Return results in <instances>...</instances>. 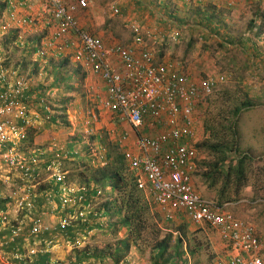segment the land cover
Segmentation results:
<instances>
[{"label": "built area", "instance_id": "1", "mask_svg": "<svg viewBox=\"0 0 264 264\" xmlns=\"http://www.w3.org/2000/svg\"><path fill=\"white\" fill-rule=\"evenodd\" d=\"M31 1L22 2L29 8ZM222 1L231 7L239 0ZM11 2L8 0L9 5ZM44 2L50 15L46 21L50 32L49 37L42 40V49L38 47V52L72 48V60L100 76L105 91L99 95V106L122 116L136 135L130 144L125 143L129 137L126 131L118 140L126 146L125 159L137 176L138 187L148 193L163 217L174 221L178 220L177 214H182L193 224L208 225L227 244L244 253L220 259L215 264H264L261 242L253 227L220 211L221 208L202 196L192 184L191 171L197 158L193 112L200 100L212 94L224 76H206L195 81L174 63L157 61L144 40V36L150 37L152 31L143 34L136 21L128 23L133 33V45L104 44L100 37L82 30L77 22L76 14L87 6L86 0ZM114 12L118 13V9L115 8ZM11 22L15 26L36 27L35 19L29 15L17 16L13 11L3 19L0 15L3 28ZM34 97L28 78L8 67L0 57V200L8 201L7 206L0 208V233L8 231V238L0 239V255L6 264L11 263L5 259L3 247L22 233L24 218L35 205L33 187L41 183L43 170L51 178L62 181L57 199L63 206L75 203L77 192L83 190L79 185L64 182L65 172L59 153L46 163L43 160L45 151L28 143L29 130L38 128L53 113L43 105L47 116L40 117L38 110L34 109ZM91 118L96 120L94 114ZM43 161L45 169L41 165ZM50 193H45V200L53 205L55 197L53 195L51 200ZM78 213L83 215V212ZM47 229L42 215H36L29 234H39ZM34 243L45 246L43 251L47 252L53 245L51 240H35ZM67 244L71 245V242L67 241ZM36 253L37 248L30 246L26 251L13 250L9 255L22 261ZM54 264L69 263L56 261ZM102 264H127V260Z\"/></svg>", "mask_w": 264, "mask_h": 264}, {"label": "rangeland", "instance_id": "2", "mask_svg": "<svg viewBox=\"0 0 264 264\" xmlns=\"http://www.w3.org/2000/svg\"><path fill=\"white\" fill-rule=\"evenodd\" d=\"M86 1L87 6L79 10L76 17L82 30L100 37L97 34V30L102 29L104 25L109 27L117 24L122 28L119 30V36L122 38L120 40L121 43L124 37V40L129 42L130 32L127 30L126 24L129 20L136 21L141 26H147L152 31L151 37L146 41V44L152 46L151 48L157 61L174 63L179 70L186 72L195 81L206 76H224V79L217 84L214 92L206 97L207 101L214 96L215 92L222 93L226 89L231 93L233 90L238 91L239 94L245 92L247 97L252 98L259 104L264 102V0H239L231 7H228L222 0H192L186 5L176 0H165L166 7L161 6L159 0H146V2L152 4V9H155L158 15L151 11H143L145 13L122 12L113 0ZM99 4H101L102 9L96 12L100 8ZM115 8H118V13L114 12ZM40 11L45 14L42 9ZM256 11H260V14L263 15L260 17L261 38L256 49L250 48V50L244 52L238 43L248 37L250 31L249 23L255 17ZM206 19L211 22L207 23ZM207 27H211V33L206 31ZM148 28H144V30H148ZM11 30L18 31L17 38L15 37V39L6 44L8 36L11 35L9 34ZM44 31V28L31 29V26H15L14 22L4 28L0 26V57L5 60V64L8 67L15 71H20L29 80L39 78V82L47 84L48 76L45 66L47 65V59L52 56L51 51L43 50V54L38 52L40 57L48 58L39 60L40 66L37 69V76L29 77L33 70L31 56L27 57L29 60L25 62L26 65L22 66L21 63L25 55L22 40L30 45L29 37L36 36ZM173 32H178V34L174 35ZM37 47L42 49L41 46L37 45ZM252 54H258V56H253ZM69 63L71 66L76 64L71 58ZM91 74L93 80L91 77L87 78L85 83L79 87V91H65L58 88L50 95L48 92L46 93V98L49 103L51 102L52 106L59 107L58 109L65 108L64 115L66 117H64L67 118V123L56 125L43 121L37 128L31 147L43 146L46 150L64 148L70 137L77 136L82 141L78 143L74 141L75 149L81 148L84 144L91 145L90 154H94L97 158L96 161H98L96 156L98 155L96 151L97 142L89 140V136L97 134L105 136L107 131H112L110 137L117 139L121 133L126 131L129 133L126 144H130L136 139L133 130L126 124V120L122 116L100 106L98 108L95 104H99L98 97L96 102L92 98L90 100L86 93V89L90 85L100 86V95H103L105 91L104 83L100 76L93 71ZM89 81L91 84H88ZM71 83L75 84L74 82ZM90 90L92 89L90 88ZM71 96H74L73 103H71L72 99L69 98ZM54 98L59 101L54 100ZM80 98H82L83 102L77 103ZM206 100L204 103L199 104L193 112L197 141L202 138L201 122L205 118L206 110L210 116H213L218 111L217 103H209ZM259 104L249 110H242L238 121H236L239 149L251 154L255 159L264 158V104ZM77 105L81 106L78 111H76ZM92 114L96 116V120H92ZM202 155L200 153L198 158ZM65 164L61 162L62 168L65 167ZM253 168L258 170L256 161L253 164ZM43 172L41 176L44 174ZM254 172L255 174L248 180L247 186L238 193L237 199L227 203L228 205L220 209V211L227 212L251 225L260 239L261 250L263 251L264 174L260 171ZM48 176L49 174L43 175L40 182L44 183L45 178ZM191 179L193 186L198 192L212 200L215 193L214 190H208L196 174L191 173ZM70 181L74 183L73 185L78 184L76 178ZM38 185L35 189H37ZM41 215L43 218L48 219V221L45 219L46 223L49 224L51 220L53 222L51 213L41 210ZM162 222H160L161 231H168L171 226L165 227ZM172 222L174 225L180 224L179 220ZM188 229L187 235L192 239L190 247L198 248V253H195L194 256L186 254L187 257L189 256L190 264H194V262L196 264L198 261L203 264H214L224 258L213 247L214 243L211 240L209 241L208 235H213L215 231L209 230L207 232L204 229H197L194 224L190 225ZM124 231L121 230L118 236L122 237ZM174 235L179 236V232H174ZM84 241V244L88 243L90 246L102 247L106 242L112 240L106 233L93 230L85 236ZM84 244L78 248L82 249ZM126 254L129 255L128 258L131 264H150L149 248L140 251L132 246L127 250ZM222 254L224 253L222 252ZM72 255L71 250L66 252V258L69 259Z\"/></svg>", "mask_w": 264, "mask_h": 264}, {"label": "trees", "instance_id": "3", "mask_svg": "<svg viewBox=\"0 0 264 264\" xmlns=\"http://www.w3.org/2000/svg\"><path fill=\"white\" fill-rule=\"evenodd\" d=\"M1 10H5V5L2 6L0 3V12H3ZM262 16L260 11L255 12V17L249 23L248 37L238 43L244 52L250 48L256 49L258 46L261 38L260 17ZM209 22L211 21L207 23ZM44 30L41 34L29 37L30 41L31 38H35L34 43L32 42L30 45L22 40L25 55L21 63L22 66L26 65L25 62L29 60L27 57L31 56V65H33L32 73L29 75L31 78L38 74L39 60L48 58L40 57L37 47V45H43L41 40L47 37L46 35L50 32L49 28H44ZM211 30V27L206 29L209 33ZM17 32V30L9 31L11 35L8 36L6 44L15 37L17 38ZM252 55L258 56V54ZM70 58L73 59L72 48L60 52L55 51L47 59L45 70L48 82L47 84L41 82L38 84L40 85L39 96H46L45 92L50 95L58 88L65 91L80 90L79 87L85 83L89 71L78 63L71 66ZM29 82L31 85L33 84L32 80ZM34 90L33 87L31 93H34ZM54 100L59 101L57 98ZM205 100L206 98L200 100L199 104L204 103ZM207 102L217 103L218 111L213 116L208 115L207 110L205 112V118L201 122L202 138L195 144L197 158L200 153L203 155L198 159L195 158L191 173L200 177L208 190H214L212 202L217 208H222L225 203L237 199L238 193L247 186L248 180L255 174L254 171L264 174V158L255 159L251 154L240 151L238 130H236V121H238L241 111L249 110L259 103L247 97L245 92L239 94L238 91L233 90L231 93L226 89L222 93L215 92ZM260 104H264V102H260ZM58 108L52 106L53 113L49 114L45 121L56 125L67 123V118L64 115L65 108ZM46 112L44 109L40 110L43 117L47 116ZM36 132L37 128H31L28 132L27 141L31 146ZM111 132L107 131L105 136L97 134L88 137L89 140L97 142L98 161L94 154H90L91 145L84 144L81 148L75 149V142H72L67 146L66 155L62 160L63 164L66 163L62 168L65 172L64 182L70 183V180L76 178L78 185L83 190L77 192L76 201L73 204L69 203L63 206L58 202V205L53 207L44 205L42 210L51 213L59 212L60 215L66 216L75 212V217L70 224L49 226L42 232L44 234L41 238H51L53 234H58L64 236L71 243H75L78 238L85 237L93 230L106 233L111 237L112 241L106 242L102 247L90 246L85 243L82 249L74 248L75 257L69 264H91V260L101 264L116 263L126 257L127 250L132 246L140 251L149 248L150 264H189V256L198 253L197 247H190L192 239L187 235L188 228L193 223L187 221L182 214H177V219L180 221L178 225H174L172 220L163 217L158 205L146 191L138 187L137 176L130 170L125 159L126 146L121 144L118 138L110 137ZM80 141L82 139L77 137L76 142ZM51 157L48 158V161L45 159L44 161L49 162ZM255 161L258 170L253 168ZM195 190L198 191L196 188ZM59 192L58 189L54 193V197ZM43 202L41 201V205ZM79 211L83 212V215H79ZM160 222L165 227L170 225L171 228L162 232ZM194 226L207 232L215 231L208 225L194 224ZM121 230L125 231L123 236L119 237L118 233ZM174 232H179V236H175ZM186 254L189 256L187 257ZM31 259V264H48L49 252L36 253ZM127 264L130 263L127 262Z\"/></svg>", "mask_w": 264, "mask_h": 264}, {"label": "crops", "instance_id": "4", "mask_svg": "<svg viewBox=\"0 0 264 264\" xmlns=\"http://www.w3.org/2000/svg\"><path fill=\"white\" fill-rule=\"evenodd\" d=\"M22 1L23 0H12L11 4L9 6L8 0H0V3L2 4V6L5 5V10L4 11L1 10L3 12H0V15H2V19L6 18V15L8 12L13 11L17 16L29 15V16L33 17L35 19V22H36V27L31 26V29H39V28L47 29L48 26L46 25V21L49 19L50 15L47 11V8L44 5L45 4L44 0H32L31 1L32 5L29 8H27ZM113 1H115L117 3V6L121 9L122 12L133 11L131 13H142L143 11H146V12L151 11L155 15H158L157 11L155 9H152V7H151L152 4L146 2V0H113ZM39 3L41 6L39 5ZM159 4L163 7H166L165 0H159ZM100 5L101 4H99L100 8L96 12H98L99 10L102 9ZM40 9L45 11V14L41 13ZM2 13H4V14H2ZM143 13H145V12H143ZM146 20H148V19H146ZM129 22H131V21L129 20L128 23ZM128 23L126 24V26H127V30L130 32V39L128 40L129 42H127L124 40V38H125L124 37L123 42L125 44L123 42L121 43V41H120V40H122V38L119 36V30L122 29L120 27V25L113 24L109 27H105V25H104L102 29L97 30V34L102 38V41L104 42V44H106L108 46H111L113 44H124L125 46H131V45H133V33L130 30V28L128 27ZM146 24H148V22H146ZM53 26H54V24H53ZM50 28L52 29L53 27L51 26ZM141 28L143 29V32H146V33L150 32V30H149L150 28H148L147 26H144V27L141 26ZM144 28H148V30H144ZM47 37H49V35H47ZM47 37H45V39ZM150 37L147 38L146 36H144L145 42L148 41ZM34 39L35 38H31V43L32 42L34 43ZM146 47L151 48L152 46L146 44ZM52 53H53V51H51V54ZM88 75H89L88 78L91 77V79L93 80V76H92L90 71L88 72ZM38 80H40V79L39 78L33 79V84L31 85V89H33V87L35 88L34 93H33V95L35 96L34 97V102H35L34 109L35 110L37 109L38 110L37 112L39 114L40 110H42L44 108L43 105H47L50 109H51L52 105H51V102L49 103V100L46 98L45 95L39 96L38 91H39L40 85H38V84H41V83ZM88 84H91V82L89 81ZM90 88H92L93 92L90 90ZM45 93H47V92H45ZM86 93L88 94L90 100L92 98L96 102L97 97L99 98V95L101 94L100 86L98 87V86L90 85L89 87H87ZM73 98H74V96H71V99H72L71 103L74 102ZM81 102H83L82 98H80V101H77V103H81ZM95 104L99 108V104H97V103H95ZM36 105H37V107H36ZM76 107H77L76 111H78V109L81 108L80 105H77ZM40 117H41V113H40ZM76 139H77V136L70 137L64 148L60 147V148H56V149H52V150H50V149L46 150L45 148H43V146H33V147L45 151V153L43 154V160L45 159L46 161H48V158L50 156H54L55 153H59L60 158L63 160L64 156L66 155L67 146L70 143L76 141ZM41 165L45 169L44 161L41 163ZM43 173H44L43 175H48L47 172H45V171ZM45 179L46 180L44 181V183L39 184L37 189H35V187H33V190L35 192L34 193L35 205H34V208L31 210V213L27 214V216L24 218V228H23L22 233L18 237H16L13 241L9 242V244L7 246L3 247L4 248L3 252L7 256V258H5V259L8 260L11 264H31V260H32L31 258L35 254H32L29 259H24L22 261H18V260L11 258L9 253L10 252L12 253L13 250H18V251L23 252V251H26L30 246H34L35 248H37V253L43 252V249H45V246L40 247L37 243H34L35 240H41V241L42 240H51L53 242V245H51L48 248V252H49L48 264L49 263L54 264L56 261H62L64 263H69L75 257L74 248L79 249L80 246H82L85 242L84 240H82L85 238V237H83V238H78V240L75 242V245H74V243H71V245H69V244H67V241H69V240L66 239L64 236H60L58 234H53V237H51V238L49 237L50 239L48 237L47 238H41V236L44 234L42 232L39 233L38 235H36V234L30 235L29 234L30 224L32 223V221L36 217V215H41V210L44 207V205H46V207L57 206L58 202H59V199H57L58 193L55 196V199L53 198V195L58 189L59 190L61 189L62 181L57 180L55 178H51L50 176L46 177ZM70 183L72 185L74 184L72 182H70ZM46 192H51L50 193L52 195L51 200L54 199L53 205H49L48 202L45 200V198H46L45 193ZM41 201H44L42 205H41ZM7 205H8L7 200H4V199L0 200V208H4ZM227 205L228 204L225 203L222 206V208L226 207ZM47 212L51 213L50 211H47ZM51 214H52L51 217L53 219V222L51 220V222L48 224L45 222V219L47 221H48V219L45 217L43 218L44 222L48 225V227L49 226L54 227L56 224H60L61 226L70 224L73 221V218L75 217V212H74V214L69 215V216L60 215L59 212L58 213L55 212V213H51ZM20 217H23V215L21 214ZM215 232L211 236L208 235V238H210L209 241L211 240V242L214 243L213 247L216 248V251H218V254L220 253L219 255L224 256L223 259H228L231 255H235L236 253L244 255V253H240L239 250L234 249L233 248L234 246L227 244L223 239H221V237L217 234V232L216 233ZM2 238H8V231H3L0 233V239H2ZM68 250H71L73 253V255L71 257H69V259L66 258V252ZM222 252L224 254H222ZM261 253L264 255V250L263 251L261 250ZM91 261H92L91 264H96V261H93V260H91ZM0 264H6L1 255H0ZM189 264H190V260H189ZM194 264H195V262H194ZM196 264H203V263L201 261H198ZM208 264H210V263H208Z\"/></svg>", "mask_w": 264, "mask_h": 264}, {"label": "clouds", "instance_id": "5", "mask_svg": "<svg viewBox=\"0 0 264 264\" xmlns=\"http://www.w3.org/2000/svg\"><path fill=\"white\" fill-rule=\"evenodd\" d=\"M176 1H178V2H180L181 4H183V5H186V4H188V3H190V2H183V1H180V0H176ZM229 7V6H228ZM77 15V14H76ZM126 258V259H125ZM124 259H122V260H127V262H129L130 263V260H129V258H128V255L126 254V257H125ZM131 264V263H130Z\"/></svg>", "mask_w": 264, "mask_h": 264}]
</instances>
